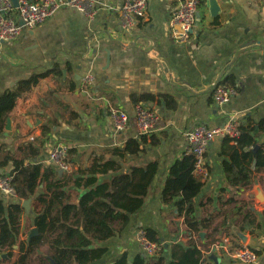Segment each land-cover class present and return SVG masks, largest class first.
I'll return each mask as SVG.
<instances>
[{"label": "crops", "instance_id": "1", "mask_svg": "<svg viewBox=\"0 0 264 264\" xmlns=\"http://www.w3.org/2000/svg\"><path fill=\"white\" fill-rule=\"evenodd\" d=\"M123 2L96 0L92 19L65 7L36 28H24L16 40L0 42V97L45 74L17 100L9 116V135L0 134V175L13 168L12 162L2 167L1 161L22 159L29 145L39 154L27 157L25 164L52 167L64 178L84 170L97 156L121 165L119 172L101 176L99 183L142 170L138 178L150 179L142 209L131 217L126 230L102 244L107 252L94 264H111L123 253L130 260L142 254L135 240L140 228L157 234L163 248L159 257L167 263L175 246H196L202 253L200 264H248L233 255L236 248L246 246L257 255L256 262L249 264H264V199L256 198L257 187L264 198V177L251 190L228 187L222 139L208 147L210 176L193 201L191 218L200 223L198 233L185 224L176 206L180 198L167 202L163 197L171 168L186 156L188 131L200 125L213 129L234 119L257 129L264 118V0H216V16L205 0L186 44H177L171 34L174 2L147 0L145 19L127 31L119 24ZM88 74L94 78L92 85L81 92ZM220 82L238 90L222 106L212 99ZM77 96L82 104L74 102ZM142 97L147 100L140 101ZM140 103L149 104L159 115L154 132L148 135H141L135 124L134 108ZM116 108L129 116L122 131L115 130L110 118ZM256 133L257 145L264 146V132ZM129 140L140 142L138 154L123 153ZM62 144L69 148L68 173L51 162L52 150ZM3 200L7 206L21 202L19 239H27L34 228V197L28 209L25 200L0 191ZM249 212L255 213V223L245 220ZM13 250L6 264L17 262L19 245Z\"/></svg>", "mask_w": 264, "mask_h": 264}, {"label": "trees", "instance_id": "2", "mask_svg": "<svg viewBox=\"0 0 264 264\" xmlns=\"http://www.w3.org/2000/svg\"><path fill=\"white\" fill-rule=\"evenodd\" d=\"M44 75L33 76L22 82L18 89L8 90L0 97L1 135L5 133L7 119L17 100L23 93L32 91ZM145 100L147 97L140 99ZM256 130L264 132V118L257 129L250 125L242 126L236 145L227 139L223 140L222 153L227 157L223 168L228 187L251 190L255 181L261 183L263 180L264 146L253 150L257 145ZM45 132L46 128L43 129ZM145 141L143 137L142 142ZM152 143L157 142L152 140ZM140 145L137 140H129L123 153L138 154ZM27 149L22 159L7 157L1 161V166L6 167L8 162H12L13 168L9 172L11 186L20 201L34 197L33 227L38 228L39 236L29 242L27 239L20 241L21 202L7 206L4 200L0 201V256L8 251L2 264L12 259L15 245L20 247L15 264H94L102 261L107 252L102 244L126 230L131 217L142 209L150 179L146 180V175L139 179L142 170L134 169L132 174H117L99 183L101 176L117 173L121 169L119 162H105L100 156L93 157L84 170L64 178L52 167L25 164L27 157L34 158L39 154V150L30 145ZM193 169L192 155H186L178 161L170 170L163 197L167 202L175 197L180 198L176 206L180 214H184L185 224L191 232L198 233L201 230L200 223L192 219L191 215L193 201L200 194L203 183L194 176ZM249 213L245 215V220L255 223V213ZM146 230L152 241L160 243L155 232ZM174 248L169 263L163 256L150 261L138 253L130 260L127 253H123L111 264L201 263L202 253L196 246Z\"/></svg>", "mask_w": 264, "mask_h": 264}, {"label": "built area", "instance_id": "3", "mask_svg": "<svg viewBox=\"0 0 264 264\" xmlns=\"http://www.w3.org/2000/svg\"><path fill=\"white\" fill-rule=\"evenodd\" d=\"M174 2L176 8L170 22V30L174 41L177 44H186L193 35V28L198 21L199 7L205 0H169ZM15 7L12 0H0V42H12L22 34L24 28L34 29L43 24L60 9L68 7L80 11L88 19L96 14V0H17ZM147 15V0H124L119 10V24L125 31L135 27L145 19ZM24 25H20V22ZM93 76L88 74L82 80L81 92L87 91L92 85ZM238 95L235 86H229L220 82L214 86L212 92L213 102L222 106ZM82 104L83 100L77 96L74 101ZM135 124L141 135H148L154 132L159 121L157 111L149 104H137L134 108ZM110 118L114 128L122 131L129 122L128 114L119 108L112 109ZM241 121L234 119L223 126L213 129L205 125L197 126L186 133V155L194 157V176L205 182L210 176L207 166L206 153L209 145L215 139H227L236 145L241 136ZM68 146L57 145L51 153V162L55 164L62 173L71 171L68 163ZM12 177L9 174L0 175V191L9 196L16 197L11 186ZM135 240L139 245L144 258L151 260L159 257L162 253V244L152 241L147 230L140 228L136 232ZM234 257L244 263H255L257 255L246 246L234 250Z\"/></svg>", "mask_w": 264, "mask_h": 264}, {"label": "water", "instance_id": "4", "mask_svg": "<svg viewBox=\"0 0 264 264\" xmlns=\"http://www.w3.org/2000/svg\"><path fill=\"white\" fill-rule=\"evenodd\" d=\"M13 1V3H14V6L15 7H17L18 6V2H17V0H12ZM208 2L210 3V5H211V9H210V11H211V14L213 15V16H216L217 15V13H218V11H219V7H218V5H217V3H216V0H208ZM200 16V14L198 13V17ZM20 25H24V23L21 21L20 22ZM11 119L10 118H8L7 119V124H6V128H5V136H8L9 135V132L11 131ZM260 148V146H258V145H256L254 148H253V150H257V149H259ZM257 193H258V196L256 197L258 200H263L264 198H263V195H262V191H261V189L259 188V187H257ZM30 203H31V199H28V200H25L24 202H23V206L26 208V209H28L29 208V206H30ZM37 236H39V230H38V228H36V227H34L32 230H31V232H30V234L28 235V237H27V242H29L32 238H34V237H37ZM7 258V255L6 254H2L1 256H0V262L2 261V260H4V259H6Z\"/></svg>", "mask_w": 264, "mask_h": 264}, {"label": "rangeland", "instance_id": "5", "mask_svg": "<svg viewBox=\"0 0 264 264\" xmlns=\"http://www.w3.org/2000/svg\"><path fill=\"white\" fill-rule=\"evenodd\" d=\"M14 254V253H13ZM14 256V255H13ZM13 258V257H12ZM4 264H6V263H4Z\"/></svg>", "mask_w": 264, "mask_h": 264}]
</instances>
